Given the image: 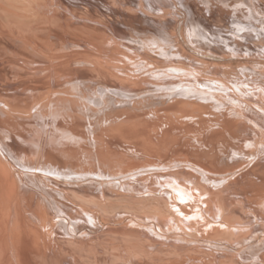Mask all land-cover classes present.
Returning <instances> with one entry per match:
<instances>
[{
    "label": "bare ground",
    "instance_id": "bare-ground-1",
    "mask_svg": "<svg viewBox=\"0 0 264 264\" xmlns=\"http://www.w3.org/2000/svg\"><path fill=\"white\" fill-rule=\"evenodd\" d=\"M230 1L0 0V264H264V0Z\"/></svg>",
    "mask_w": 264,
    "mask_h": 264
},
{
    "label": "rangeland",
    "instance_id": "rangeland-1",
    "mask_svg": "<svg viewBox=\"0 0 264 264\" xmlns=\"http://www.w3.org/2000/svg\"><path fill=\"white\" fill-rule=\"evenodd\" d=\"M93 1H94V0H93ZM231 1H234V2H236V3L238 2V4H239V2H240L241 0H240V1H239V0H237V1H235V0H231ZM231 1H230V2H231ZM236 3H233V4H234V7L236 6ZM240 3H241V2H240ZM91 4H92V5H94V4L96 5L95 2H92ZM238 4H237V5H238ZM241 4H242V5L239 4L238 7L234 8V11H235V9H236V11H238L239 6H243V5H244L243 3H241ZM231 5H232V4H231ZM231 5L229 6V9H232V8H233V5H232V7H231ZM237 8H238V9H237ZM241 8H242V7H240V9H241ZM207 18H208V17H207ZM216 19H219V17H217ZM216 19H215V20L212 19V20H214L213 22L217 21ZM217 22H218V21H217ZM217 22H215V23H216L215 25L218 27V25H221V24H217ZM218 23H221V22H218ZM227 24H228V21H227ZM215 25H214V26H215ZM215 28H216V27H215ZM218 28H219V27H218ZM247 168H249V167H247V166L245 167V166H244L239 172H240V173H241V172L244 173V171L247 172V170H248Z\"/></svg>",
    "mask_w": 264,
    "mask_h": 264
}]
</instances>
